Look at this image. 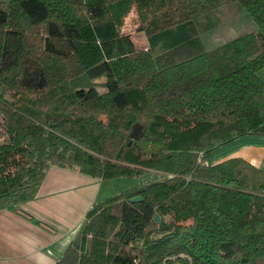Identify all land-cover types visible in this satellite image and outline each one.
<instances>
[{
  "label": "trees",
  "instance_id": "16d2710c",
  "mask_svg": "<svg viewBox=\"0 0 264 264\" xmlns=\"http://www.w3.org/2000/svg\"><path fill=\"white\" fill-rule=\"evenodd\" d=\"M230 3L255 31L151 52ZM132 8L146 48L121 32ZM262 68L264 0H0V209L31 200L51 167L100 181L156 174L93 206L56 264H264V172L207 163L264 136Z\"/></svg>",
  "mask_w": 264,
  "mask_h": 264
},
{
  "label": "crops",
  "instance_id": "0c3cea01",
  "mask_svg": "<svg viewBox=\"0 0 264 264\" xmlns=\"http://www.w3.org/2000/svg\"><path fill=\"white\" fill-rule=\"evenodd\" d=\"M232 4L236 3L219 9ZM236 5L235 17L243 14ZM247 29L248 33L255 31ZM256 75L264 91V68ZM231 158H241L264 172V136H243L217 148L207 163L214 165ZM102 183L75 170L49 168L31 200L0 209V264H56L79 239L87 212L105 200H99Z\"/></svg>",
  "mask_w": 264,
  "mask_h": 264
},
{
  "label": "rangeland",
  "instance_id": "374dc122",
  "mask_svg": "<svg viewBox=\"0 0 264 264\" xmlns=\"http://www.w3.org/2000/svg\"><path fill=\"white\" fill-rule=\"evenodd\" d=\"M237 13V5L232 4L229 8H221L216 12L207 16L193 18L189 24L184 27H175L172 32L166 35H160L151 40V52L153 54H161L172 46L179 44L185 40L198 37L202 42L206 51L216 48L220 42H227L235 34L248 33L247 28L256 30V26L249 17L248 13L242 10L243 14L239 16ZM139 20L135 8H132L124 20L121 32L129 34L139 48L148 46L147 37L144 33L139 32ZM159 176L156 174H147L141 179H116L103 181L99 200L114 197L128 188L149 182L150 179L156 180Z\"/></svg>",
  "mask_w": 264,
  "mask_h": 264
},
{
  "label": "water",
  "instance_id": "95a60500",
  "mask_svg": "<svg viewBox=\"0 0 264 264\" xmlns=\"http://www.w3.org/2000/svg\"><path fill=\"white\" fill-rule=\"evenodd\" d=\"M141 130H142V128H141V126H139V125H136V126H134L133 127V130H132V132H131V138L134 140V139H137L139 136H140V134H141ZM138 201H141V197H135V198H132V199H130V202H138ZM154 221L156 222V223H159V225L161 226V225H163V221H160V218H159V216H156L155 218H154Z\"/></svg>",
  "mask_w": 264,
  "mask_h": 264
}]
</instances>
